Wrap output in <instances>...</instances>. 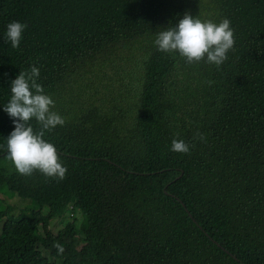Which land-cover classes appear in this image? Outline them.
Returning a JSON list of instances; mask_svg holds the SVG:
<instances>
[{
	"label": "trees",
	"instance_id": "obj_1",
	"mask_svg": "<svg viewBox=\"0 0 264 264\" xmlns=\"http://www.w3.org/2000/svg\"><path fill=\"white\" fill-rule=\"evenodd\" d=\"M10 195L0 264H264V0H0Z\"/></svg>",
	"mask_w": 264,
	"mask_h": 264
},
{
	"label": "rangeland",
	"instance_id": "obj_2",
	"mask_svg": "<svg viewBox=\"0 0 264 264\" xmlns=\"http://www.w3.org/2000/svg\"><path fill=\"white\" fill-rule=\"evenodd\" d=\"M2 198H3V200H2V204L0 203V211H2L5 208L6 204L16 203L17 201L20 203L19 207L21 209H23L25 207L27 209V208L30 207V203L29 202L26 203L25 201H19L17 198L12 197V195H10L9 197H6V198H4V197H2ZM14 209H16V205L12 206V213H14V214L15 213L18 214L20 211H22V210H18V212H16L17 210H14ZM4 217L5 216H3L2 219H0V228L2 226V220H4ZM48 223H49V225H48L49 226V230H51V232L53 234H55L58 231L59 221L54 218V219L49 220ZM81 229H82V226L79 225L78 231H80Z\"/></svg>",
	"mask_w": 264,
	"mask_h": 264
},
{
	"label": "clouds",
	"instance_id": "obj_3",
	"mask_svg": "<svg viewBox=\"0 0 264 264\" xmlns=\"http://www.w3.org/2000/svg\"><path fill=\"white\" fill-rule=\"evenodd\" d=\"M1 202H2V201H1ZM3 210H4V209H3ZM3 210H2V211H3Z\"/></svg>",
	"mask_w": 264,
	"mask_h": 264
}]
</instances>
